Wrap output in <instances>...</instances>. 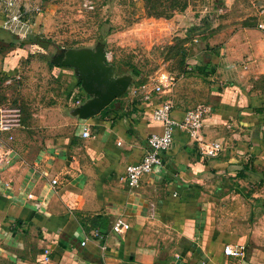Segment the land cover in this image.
<instances>
[{
	"label": "crops",
	"instance_id": "crops-1",
	"mask_svg": "<svg viewBox=\"0 0 264 264\" xmlns=\"http://www.w3.org/2000/svg\"><path fill=\"white\" fill-rule=\"evenodd\" d=\"M255 20L203 39L188 55L186 75L165 78L161 91L176 120L198 104L209 107L202 134L223 144L216 158L201 157L177 132L162 164L139 187L128 186L126 166L162 131L152 119L158 101L129 92L144 83L140 76L85 120L72 111L61 119L58 111L26 112L11 161L0 168V264H264V189L257 181L264 175V4ZM59 71L63 96L76 94L81 104L76 78ZM85 125L89 137L81 135ZM248 158L253 170L237 180ZM91 217L100 218L97 226ZM228 244L243 245L244 256L225 254Z\"/></svg>",
	"mask_w": 264,
	"mask_h": 264
},
{
	"label": "rangeland",
	"instance_id": "rangeland-1",
	"mask_svg": "<svg viewBox=\"0 0 264 264\" xmlns=\"http://www.w3.org/2000/svg\"><path fill=\"white\" fill-rule=\"evenodd\" d=\"M7 1L9 7L0 0L4 14L0 109L9 113L18 108L20 118L37 110L58 111L60 116L72 111L75 117L73 110L82 99L76 94L63 96L66 81L55 77L62 69L51 67L61 51L101 48L116 75L140 76L144 82L156 78L164 87L165 78L186 75L188 55L203 39L226 32L229 25L257 23L255 13L264 4V0ZM63 71L75 76L71 68Z\"/></svg>",
	"mask_w": 264,
	"mask_h": 264
},
{
	"label": "built area",
	"instance_id": "built-area-1",
	"mask_svg": "<svg viewBox=\"0 0 264 264\" xmlns=\"http://www.w3.org/2000/svg\"><path fill=\"white\" fill-rule=\"evenodd\" d=\"M7 7L10 2L4 0ZM260 28H264L259 24ZM172 77H167L166 81L170 83ZM163 85L149 84L148 82L129 87L132 97L140 101H158L155 106L152 119L160 122L162 131L160 133H152L147 138L148 149L143 154L141 160L136 164H129L125 168V180L130 188L140 186L142 178L149 175L154 169L162 164V154L167 151L174 141L177 132L187 136V142L191 143L203 158H216L223 151V144L218 140H207L202 134L203 118L209 111V107L204 104H198L192 109L184 112L181 119L176 120L171 116L173 108L172 101L168 98H162L161 91ZM0 109V168L7 165L11 161L14 152L12 142L14 141V130L20 126V113L18 108ZM82 137H89L90 130L87 125L82 127ZM57 180L51 179V184L55 185ZM114 231L119 230V222L113 226ZM98 233L96 232L95 235ZM85 240L81 242L84 244ZM245 247L243 245L228 244L224 247V253L233 257L242 258L244 256ZM48 251L45 250V254ZM48 257L45 256V260Z\"/></svg>",
	"mask_w": 264,
	"mask_h": 264
},
{
	"label": "water",
	"instance_id": "water-1",
	"mask_svg": "<svg viewBox=\"0 0 264 264\" xmlns=\"http://www.w3.org/2000/svg\"><path fill=\"white\" fill-rule=\"evenodd\" d=\"M53 63L72 68L80 81L86 98L74 108L73 114L82 120L98 114L124 94L132 82L129 74L115 75L113 65L107 63V54L101 48L64 50L55 56Z\"/></svg>",
	"mask_w": 264,
	"mask_h": 264
},
{
	"label": "trees",
	"instance_id": "trees-1",
	"mask_svg": "<svg viewBox=\"0 0 264 264\" xmlns=\"http://www.w3.org/2000/svg\"><path fill=\"white\" fill-rule=\"evenodd\" d=\"M4 21V14L3 13H0V28H1V23ZM201 34H199L198 36H200ZM10 43H12V41H10ZM51 67H53L54 69H56V70H58V69H62V71H59V72H64L63 71V69H64V66H61L60 64H51ZM70 67H67V69H69ZM12 69V67L11 66H9L8 67V70H11ZM72 69V68H71ZM75 78H76V76H74ZM75 85H77L78 87H79V92H80V95L78 96V97H80V98H83L84 99V97L86 96L85 95V93L82 91V89H81V87H80V81L76 78V84ZM252 158H248L247 160H246V163H245V165L243 166V168L242 169H240L239 170V174H237V180L238 179H242V174L244 173V171L245 170H248L249 168H251V167H253L252 166ZM251 170H253V168H251ZM235 177V178H236ZM236 181V180H235ZM258 184L261 186V187H263V189H264V175L262 174V176H260V177H258ZM252 181H248V183H251ZM244 193V192H243ZM245 194V197H247L248 195H246V193H244ZM262 199H264V197L262 198ZM100 218L99 217H91V218H89V221L91 222V225L92 226H97V223H95L96 222V220H99Z\"/></svg>",
	"mask_w": 264,
	"mask_h": 264
}]
</instances>
